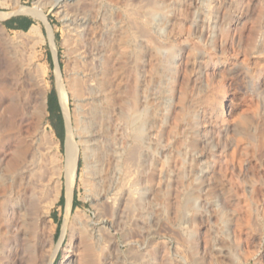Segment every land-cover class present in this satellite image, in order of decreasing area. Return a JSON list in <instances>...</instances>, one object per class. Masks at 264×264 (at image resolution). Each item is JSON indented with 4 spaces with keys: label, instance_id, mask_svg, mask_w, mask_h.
Listing matches in <instances>:
<instances>
[{
    "label": "rangeland",
    "instance_id": "rangeland-1",
    "mask_svg": "<svg viewBox=\"0 0 264 264\" xmlns=\"http://www.w3.org/2000/svg\"><path fill=\"white\" fill-rule=\"evenodd\" d=\"M16 3L26 9L39 6L44 21L17 11ZM70 6L67 0H0V56L6 50V56L18 57L46 86L45 117L36 113L40 96L32 95L23 106L28 119L24 117L21 139H38L44 127L64 141L59 143L65 154L69 112L74 114L78 106L71 88L74 73L93 66L106 70L115 58L119 69L111 75L134 70L145 98L139 102L130 88L113 86L112 76L103 81L115 110L112 137L118 158L113 184L120 188L136 177L130 187L146 188L152 220L144 224L133 214L116 215L114 209L100 210L88 200L83 156L75 140L71 158L79 167L76 209L83 224L93 229L88 240L92 250L86 251L81 235L74 234L65 239L54 264L69 247L78 254L79 264H264V0H91L78 14ZM13 15L34 16L39 34L8 29L5 23ZM84 18L87 25L82 24ZM204 18L205 23H195ZM76 30L80 37L73 36ZM54 34L59 35L57 47ZM51 48L59 64L56 71L49 61ZM61 83L68 89V108ZM3 89L0 113L8 103ZM53 91L61 97L65 133L53 95L49 115ZM135 112L145 118L142 135L151 134L154 140L145 146L137 139V127L122 121ZM138 145L151 152L141 177L127 152ZM5 149L0 131V158ZM47 159L46 173L52 176V155ZM204 161L207 173L202 177ZM49 192L46 203L56 196L55 189ZM188 197L193 202L183 209ZM60 198L51 210L55 220L40 221L37 252L27 255L23 264L49 263L60 238L57 223L60 234L64 224ZM106 221L113 225L106 226Z\"/></svg>",
    "mask_w": 264,
    "mask_h": 264
},
{
    "label": "bare ground",
    "instance_id": "bare-ground-1",
    "mask_svg": "<svg viewBox=\"0 0 264 264\" xmlns=\"http://www.w3.org/2000/svg\"><path fill=\"white\" fill-rule=\"evenodd\" d=\"M67 1L71 5L70 7L72 8V11L77 13L80 11L81 5H85L91 0ZM16 7L18 8L17 11L25 13L29 12V14L31 13L35 17L44 21L45 17L40 12L39 6H35L33 9H26L25 7H19L18 3H16ZM206 19H200L195 21V23H205ZM67 21L70 20L67 19ZM87 23L88 22L84 18L82 24L87 25ZM132 29H134V27ZM28 33L39 34V27L34 26ZM51 35L50 31V36ZM73 36L80 37L81 33L76 30V35ZM119 45L120 44L114 46L117 49ZM5 51H3V56H0V87L4 88L6 90L5 92L8 94V98L6 97L8 103L2 108V113H0V131L6 147L4 157L0 158V264H23V260L27 255L35 254L37 252L38 243L36 242V239H38L37 236L40 231V221L43 219L46 221L52 220V206L59 200L62 194V188H64L65 191L64 194L67 208L59 241L50 253L48 264H54L58 259V253L60 250L64 249V241L67 237L73 239L75 235L77 236L80 234L81 239L83 240L80 241L84 243V249L86 251L92 250V247L88 244V240L93 238V229L89 228V225L85 226L81 221V211L77 212V209L80 210V208L75 209L74 212L72 210L74 189L78 181L79 172V167L73 163L71 158L72 144L75 140L76 145L79 147L83 156L84 170L87 176L84 184L88 188V200H91L96 207H100V210L114 209L116 215L133 214L141 223L148 224L147 222L152 220V213H149L150 208L147 205L146 188L138 189L137 187L135 189L136 186L134 188L130 187L131 183L129 184V182H132L136 177L132 179L127 178L128 181L122 183V185L120 184V188L119 186L117 188V186H114L113 184L114 168L118 158V154L113 148L114 143L112 137V128L115 126H113L115 110L111 106L110 98L105 93L103 84L105 83L103 82L105 79L109 80L112 76L111 84H113V86L130 88V91L132 92L131 95L135 97L137 101H143V98L145 97L140 92L137 85V75H135V73L134 75L132 74V71L134 70L131 69V71L127 69L115 73L114 76L111 75L113 71L119 69L116 68L115 58H111L106 70H99L93 66L90 70L82 69L74 73L75 78H73L74 80L72 81L71 88L73 95L78 102V106L74 114L69 112L67 127L68 145L66 153L64 154L60 150V140L56 139V134L54 132H48L44 127L39 132L38 139L30 141H23L21 139V135L23 134V131L21 133V126L23 122H26L24 121V117L27 113L24 114L23 106L28 102L32 95H34L33 97H35V95L40 96L39 100L36 99V101H38L36 113L42 119L45 117L47 101L46 86L39 76L30 73L31 70L28 64H25L18 57L6 56ZM78 56L81 59L87 57L85 55L81 56L80 54ZM94 63L96 62H93V64ZM162 66L167 68L168 65L163 62ZM27 85L30 86V89L28 88L29 91ZM60 93L67 106L69 93L63 83L60 85ZM143 110V107L142 109L140 107L141 114ZM27 111H30V109ZM140 113L135 112V115L130 116L124 115L122 121L126 120L127 123L137 127L136 129L140 135L138 138L135 137V139L137 138L139 142H141V145L145 146L144 144H147L152 137L148 136L151 134H146L145 136L142 135L145 118L141 117ZM30 115L32 114L30 113ZM28 117L30 116L28 115ZM26 118L27 117H25V119ZM141 145H138V147L135 146V148L132 147L134 150L127 151L129 152V159H131L128 162L131 164L132 161L137 164L139 177L144 175V172H147V170H144L146 169L147 162L151 158V152L145 148H141ZM43 146L45 148H43ZM49 154L52 155L55 164V171L52 176H49V173H46V170L48 171V169L45 168L44 164L46 160L49 161L47 159ZM206 164L207 161L202 162V167L199 169L202 177L207 173ZM137 180L139 179L137 178ZM51 189L56 190V196L54 199L46 203L44 202L45 196L47 193H50L49 191ZM117 190L119 192H117ZM192 202V198H186L183 204V209L190 208ZM105 224L110 227L113 225V222L106 221ZM49 230L52 232V235H54L55 230L51 228ZM216 250L222 252L221 249ZM77 255L78 254L75 253V250L72 247H69L65 250V255L60 260L59 264H79V257ZM12 257H15L16 260L12 261Z\"/></svg>",
    "mask_w": 264,
    "mask_h": 264
},
{
    "label": "crops",
    "instance_id": "crops-1",
    "mask_svg": "<svg viewBox=\"0 0 264 264\" xmlns=\"http://www.w3.org/2000/svg\"><path fill=\"white\" fill-rule=\"evenodd\" d=\"M7 21L11 24L21 26V28H23V30H17V31L23 32V33L29 32L34 26H36L37 24L39 25V22L37 21V19L32 15H13L11 17H8ZM58 38H59V35L54 34L55 44L58 41ZM56 47H57V44H56ZM57 53H58V50H57ZM49 61H50V65L52 67H54L55 71H56V66L59 64H58V61L54 55L52 48H51V54L49 56ZM51 95L54 96L55 114H56L57 118L62 121L63 129H64V133H65L66 123L64 121V113H63L61 97L56 91H53V93H51ZM51 95H50V97H51ZM49 107H50V105L48 106V108ZM51 114L53 115V113L51 112V109H50L49 115H51ZM66 208H67V202L65 201V203L62 206H60V209L62 212H65Z\"/></svg>",
    "mask_w": 264,
    "mask_h": 264
},
{
    "label": "trees",
    "instance_id": "trees-1",
    "mask_svg": "<svg viewBox=\"0 0 264 264\" xmlns=\"http://www.w3.org/2000/svg\"><path fill=\"white\" fill-rule=\"evenodd\" d=\"M5 26L8 28V29H10V30H14V31H17V30H23V28H21V26H19V25H14V24H11V23H9L8 21L5 23ZM51 95V94H50ZM50 95H49V97H48V106L50 105ZM48 110H49V112H50V107L48 108ZM50 116H53L52 114L50 115ZM60 120V119H59ZM60 122H61V124H62V126H63V123H62V121L60 120ZM55 125H56V123L54 124V127H55ZM55 129V131H56V127L54 128ZM56 135H57V133H56ZM57 137H58V135H57ZM58 139H59V137H58ZM60 140V139H59ZM60 142L62 143V145H64V141L62 142L61 140H60ZM80 164H81V161H79V166H80ZM65 191H63V193H62V195H61V198H60V202H59V204H60V206H62L64 203H65V201H66V198H65ZM79 205H80V203H79V201H78V199H77V194H75L74 195V198H73V210H75L77 207H79ZM54 220H55V218L54 217H52ZM57 223V222H56ZM58 224V228H57V232H56V237H59V235H60V224L59 223H57Z\"/></svg>",
    "mask_w": 264,
    "mask_h": 264
}]
</instances>
